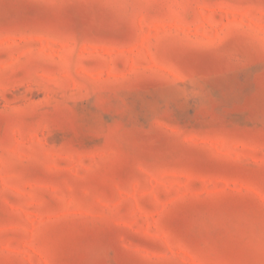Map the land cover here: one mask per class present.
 I'll list each match as a JSON object with an SVG mask.
<instances>
[{
    "label": "rangeland",
    "instance_id": "1",
    "mask_svg": "<svg viewBox=\"0 0 264 264\" xmlns=\"http://www.w3.org/2000/svg\"><path fill=\"white\" fill-rule=\"evenodd\" d=\"M0 264H264V0H0Z\"/></svg>",
    "mask_w": 264,
    "mask_h": 264
}]
</instances>
